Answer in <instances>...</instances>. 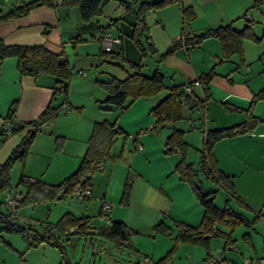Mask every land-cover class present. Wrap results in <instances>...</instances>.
<instances>
[{"label":"crops","instance_id":"crops-1","mask_svg":"<svg viewBox=\"0 0 264 264\" xmlns=\"http://www.w3.org/2000/svg\"><path fill=\"white\" fill-rule=\"evenodd\" d=\"M252 1L181 0L180 2L153 9L151 22L146 21L150 40L156 48L157 54L164 52L183 32H199L207 27H214L220 23L227 22H231L234 29L241 30L250 22L251 30L258 40L243 39V55L233 54L230 58L222 60L220 63L219 61L222 57L219 43L213 37L203 40L196 46H183L176 49L159 63L156 62L158 59L157 54L140 59V53L131 40L135 16L125 8L122 9L118 2L110 4V0L104 1L101 12L98 15L86 21L80 17L77 5L66 6L59 3L54 7L47 5L36 7L25 16L0 22V38L7 45H45L52 51H63L68 63L70 54L66 53L67 51L64 49L71 44L75 54V62L83 60V63L96 64L98 59L101 60L102 57L100 54L102 51V49L100 50V38L103 34L109 32L114 36L120 37V42L113 44L112 52L120 54L126 60L139 61L141 63H144L145 59L151 58L154 62L153 70L158 65L159 69L166 75V79L169 80L168 85L195 80L199 74L214 67L215 74L209 83L210 97L206 101L204 108L201 109V111L204 110L203 117H205L204 126L201 129L223 128L245 120L246 114L244 110L248 107L254 93L264 85V56L262 55L264 52V29L257 32V29H255L256 25L252 24L253 19L260 18L259 13L261 17H263L264 13L258 9L251 8ZM184 5L191 6L195 11V18L185 23H183L181 15V7ZM112 14H117L118 17L114 19ZM108 24H111L110 27H107L105 31H101V27H105ZM78 36L83 39L76 41L75 38ZM88 40L91 41L87 42ZM84 41L93 43L90 44L91 47L88 51L80 48L85 45ZM108 62L112 63L111 61ZM114 65L124 69L126 64L118 65L114 63ZM124 72L126 74V71ZM95 87V84L85 85V91L89 92V94L85 93L84 100H87V94L91 100L99 97L105 98L106 91L102 93L100 92L101 90ZM92 89H96L97 93L92 92ZM194 90L197 94L202 95V90L198 83ZM54 91L55 79L53 76L49 74H40L36 77L22 75L17 70L16 58L13 56L6 57L0 66V129L4 127L5 121H9L11 126L16 128L22 123L34 120L49 103H59L61 101L59 97L51 101ZM167 93L168 91L166 90L153 97L137 98L139 101L135 102V100L130 103L123 114V116H127L125 122L129 125L121 123L116 126L123 132V141L133 134L132 141L135 150L143 152V155L145 154L144 156L147 157H150L151 154H157L161 159V163H163L157 167L161 169L159 174H162V177L158 180L152 179V181L139 172L140 166L143 165L145 167L147 163L137 153L131 156L130 161L132 167L135 168L134 174L136 176L132 177L130 175L132 187L128 203L126 205L121 203V195L120 197L110 195L107 186L101 197L97 196L96 199L99 201L98 216L102 217L103 214H111L112 219L110 222L97 226L91 224V227L97 230V228L110 226L112 221H122L128 231V241L118 243L99 234L87 235L89 236L87 240L88 244L91 245L90 249L92 252V256L86 258L89 264H141L145 256L157 261L175 243L174 237L177 233V227L174 222L180 221L189 225H197L201 220L203 207L190 185L180 178L175 168L178 157H180L179 153L176 150L165 151V139L169 132L166 130L163 134L157 130L156 132H148L143 135H138L137 132L144 126H150L151 128L154 119L149 110ZM71 105L74 104L67 98L66 105L61 107V109L65 108L66 115L57 116L56 122L54 125L52 124L51 131L49 129L46 132H37L24 162L16 161L13 164L10 170V177L15 167H19L17 165H21V175L25 178L39 179L48 184H57L66 177L65 162L68 154L66 146L63 145L61 149L62 152L63 150L67 151L66 153L64 152L65 158H61L59 167L56 166L50 173L45 172L41 168L39 159H36V162L37 166L40 165V168L32 169V163L35 162L32 161V153L34 149H38L40 151L47 150L48 153L52 154L55 145L52 135V132H54L53 126H55L54 130L59 132L56 129L65 120L71 123V129L69 130L71 131V136L75 135V138L82 142L80 150H72L76 152L77 158L82 156L81 154L86 148L84 143H86L90 134L91 125L96 120L93 121V118L82 119L80 114L69 110L68 106ZM191 106L193 107V105ZM234 107L239 110L231 109ZM8 113H11V119H7ZM196 114L194 112L185 113L183 121L190 123L193 131L197 128L202 137L200 129L202 124ZM253 114L259 121L250 132L223 138L214 144L212 151L218 168L231 176L235 192L233 197L237 205L246 211L254 212V217L258 216L255 221L259 220L260 224L255 233L260 237L261 251H257L250 233L246 231L241 234L242 239L252 245L254 252L246 249L248 247L235 250L236 246L231 243L229 245L232 246L228 247L230 250L227 254L228 258L224 253L228 245L226 246L225 242L223 245L222 238L217 239L214 237L219 236H214L210 238L207 244L188 241L177 242L171 259L162 264H210L207 261V257L213 254H221L222 257L234 264H251L257 260L264 263V99H260L255 103ZM73 118L74 122L72 123ZM176 126L174 123L168 128L174 129ZM179 128L183 130L185 127L180 126ZM24 132L25 128H22L19 131L8 133L4 138L0 136V162L4 161L10 151L19 143ZM136 144H140L142 148L137 149ZM54 156L57 162L59 157H62V154L55 151ZM112 156L113 158L116 157ZM41 161L43 163V160ZM192 164L198 168V163L192 162ZM47 165L51 166L50 163H47ZM42 177L46 179L44 180ZM107 184L108 181H106ZM11 185L13 189L9 190V193L16 195L17 198H20L26 191V183H16L14 185L11 182ZM3 191L7 193V190ZM91 192L90 198L84 200L89 205L92 204L91 201L94 196L92 187ZM58 195L52 199L34 204H21L19 206L20 211L21 208L25 207L28 210L17 212L18 219L21 218L22 223H19L17 218L15 220L16 223L21 227L31 228L27 222L31 221L32 213L36 207L37 210L40 209L43 214H46L47 220L45 221L50 224L55 223L65 212H71L76 216H88L91 221L92 217L88 215L86 208L82 210L79 206L71 207L70 204H63L65 193L61 197H58ZM108 201L113 204L112 207L107 204ZM103 204L109 207V211L108 213L103 211L100 214V208ZM56 205H58L57 207L60 210L56 221L51 223L48 218H50L52 213L51 208H55ZM0 209L5 212L4 202L3 205L0 204ZM159 222L171 228L170 235L153 229V225ZM39 226L37 230L42 231L43 226ZM1 229L2 224L0 223ZM30 230L33 231V228ZM152 230L153 234L150 233ZM222 230L229 232L226 227ZM141 236H144L142 240ZM22 238L24 237L22 236ZM1 239L0 241L4 248L0 249V264H10L12 255L18 252L23 254L22 261L24 262L22 264H63L60 251L53 245L41 243L33 247L28 245V241L27 244L19 242L18 245H14L12 241ZM61 240L63 241L69 264H82V260L85 257H83L84 255L78 257L76 253L77 245L73 243V238L71 236L62 237ZM101 241L104 243L103 249L97 246ZM106 242L110 244L106 245ZM68 246L73 249L71 255L68 253ZM82 248V252L85 254V246ZM126 250L134 252L135 256L124 254L123 252ZM34 252L41 253V258L38 260L30 259L29 253L31 255Z\"/></svg>","mask_w":264,"mask_h":264},{"label":"trees","instance_id":"trees-1","mask_svg":"<svg viewBox=\"0 0 264 264\" xmlns=\"http://www.w3.org/2000/svg\"><path fill=\"white\" fill-rule=\"evenodd\" d=\"M57 1L58 0L11 1L6 9L0 8V22L25 16L29 14L32 9L42 5L54 7L58 4ZM59 1L60 4L66 6L77 5L80 17L82 20L86 21L101 12L102 4L106 0ZM116 1L135 16V23L132 25L131 40L140 53V59L157 54L156 48L151 42L148 33V25L145 20L146 14L150 10L180 2L181 0L141 1L136 6L125 0ZM254 4H257L256 0H254ZM181 15L183 23L189 22L195 18V11L191 6L184 5L181 7ZM110 25L111 24L101 27V31H105ZM117 37L120 42V37ZM211 37L217 39L219 43L221 60H226L233 54H238L239 56L243 55V39L258 40L251 30L250 22L241 30L234 29L231 22L220 23L217 26L207 27L199 32H183L164 52L157 54L158 59L156 62L159 63L163 61L166 56L173 53L176 49L183 46H196L203 40ZM75 39L76 41H80L83 38L78 36ZM100 54L105 60L111 61L112 63L114 62L118 65L126 64L125 67L123 66L126 70L124 77L111 76L107 80H97L98 84L106 91L105 98L100 101L102 108H106V105H117L124 110L126 108L124 104L128 98L133 101L139 97H153L166 90L168 91V93L162 96L149 110L154 119V123L151 127L153 129L164 127L169 123L182 119L184 117V108H190L192 107L191 105L195 107L199 104L201 108H204L206 101L210 97L209 83L215 74L214 67L199 74L195 80L168 85L165 82L166 75L159 69L158 65L155 66L151 75H146L142 72L145 63L126 60L120 54H116L112 51H101ZM10 56L16 58L17 70L22 75L36 77L40 74H49L53 76L55 79V91L53 92L51 101L56 100L59 96H62V98L59 103H49L34 120L22 123L16 128L11 126L8 133L19 131L22 128H25V132L22 134L19 143L10 151L6 159L0 162V191L13 189L10 177V170L13 164L16 161L24 162L37 132L40 131L44 124L53 123L62 105H66L68 85L72 75V69L64 57L63 51L55 52L45 45H7L4 44L0 38V66L3 60ZM195 81L200 86L202 95L197 94L195 90L192 91L191 94H187L184 91V86L186 84H191ZM260 99H264V85L254 93L248 107L244 110L246 114L244 121L223 128L204 130L200 127L202 132V144L199 147L200 159L198 168L186 161L188 144L184 140V131L174 128L171 133L167 135L165 139V151L170 152L176 150L179 153L180 157L176 162L175 168L180 178L186 181L195 193L199 203L203 207V214L197 225H189L180 221L174 222V225L177 227V233L174 237L175 243L163 257L155 261L156 264H162L171 259L177 242L188 241L191 243L207 244L210 238L219 236L225 239V245L227 246L233 243L230 232L236 227L240 225H253L258 216H255L252 220H248L242 213L237 212L227 204L222 208L215 205L214 197L218 186L227 190L228 194L231 196H235V192L231 182V176L218 168L212 149L217 141L238 134L248 133L255 127L259 120L253 114V108L255 103ZM231 109L239 110L236 107ZM11 117V113H8L7 119H11ZM8 133L5 132L4 127L0 129V136L2 138ZM122 133V130L116 127L115 122L107 120L93 122L86 141V148L81 156L78 168L57 184H48L35 178H31L33 180L28 181V178L21 175L17 184L26 183V191L20 198L14 195L18 207L21 204H34L52 199L61 191H64V193H73L77 185H84L90 182L91 177H86L85 172L87 170H92L93 165L109 157H113L110 154L112 145L116 137ZM200 172L206 179L215 182L217 187L206 190L198 178ZM131 187L132 181L128 172L123 182L120 197L123 205L128 203ZM102 212L103 208L101 207L100 214ZM7 215L8 211L6 207L5 212L0 209V223L2 224V229L0 231L21 233L28 241L29 246L35 247L41 243L55 246L61 253L63 264H69V262L66 258L64 244L61 240L62 237H68L71 234L86 236L95 233L118 243L128 241V231L122 221H112L110 226L97 228V230H95L96 228L91 227L90 217L76 216L71 212H65L55 223L43 226L42 231L37 229H33L32 231L30 230L31 228L19 226L16 221L12 224L8 223ZM220 225L228 228L229 232L222 230L219 227ZM70 228L74 229L73 232H70ZM153 229L160 230L167 235L171 234V228L162 222L155 223ZM26 232L32 233L29 237L30 239L25 235Z\"/></svg>","mask_w":264,"mask_h":264},{"label":"rangeland","instance_id":"rangeland-1","mask_svg":"<svg viewBox=\"0 0 264 264\" xmlns=\"http://www.w3.org/2000/svg\"><path fill=\"white\" fill-rule=\"evenodd\" d=\"M129 3H131L132 5H138L141 1L144 0H125ZM257 4H254V0L252 1L253 4L251 5V8H255L258 9L259 11H262L264 13V0H256ZM11 2V0H0V8L2 9H6L5 7L9 5V3ZM114 2H117L116 0H110V4H114ZM116 4V3H115ZM259 7V8H256ZM108 8V7H107ZM122 9H124V6H122ZM261 12V13H262ZM152 10H150L147 14H146V21H149V23L152 20ZM243 16V15H242ZM260 18H255L252 21V24H255V29H257L256 31L259 32L261 30L264 29V14L263 17H261V14L259 13ZM118 16L117 14H112V18L116 19ZM243 19V17H242ZM260 24V26H259ZM91 40H88L87 42H90ZM252 42V41H251ZM85 45L83 47H80L81 49H84V51H88V49L91 47L90 44L93 43H86L85 41L83 42ZM100 46V45H99ZM71 44L70 46L68 45L64 50H66V53L70 54L69 57V65L72 69V75L70 77L69 80V85H68V94H67V98L69 101H71L72 104L76 105H71L68 106L69 110H72L73 112H76L78 114L81 115L82 119H90L93 118V121H102V120H107V121H111V122H115L116 126H118L119 124L123 123V125H129L125 122V119L127 118L126 115L123 116V114L125 113L126 108L130 105V103L134 102H138V99H135L133 101L130 100V98H128L125 101V109L122 110L119 106L117 105H106V108H102L101 107V103L100 101L103 99V97H99L96 98L95 100H91L88 97L89 92H86V88L85 85L86 84H95V88L101 90L100 92L105 93V90L98 84L97 80H105V79H109L111 75H116L118 77H122L125 75L126 70L118 68L114 65V63H110L107 60H104V58L101 57V60L98 59V62H96V64H89L88 62L83 63V60L75 62V54L71 48ZM101 50V47H100ZM97 51V50H96ZM87 53V52H86ZM262 55L264 56V52L262 53ZM106 58V57H105ZM262 59V58H261ZM79 60V59H78ZM222 60L219 61V63ZM144 67L142 72L146 75H151L153 72V65L154 62L152 61V59H145L144 60ZM124 70V71H123ZM82 72L84 74L79 73ZM87 82V83H85ZM165 82L168 84L169 80L166 79ZM99 86V87H98ZM93 90V89H92ZM92 92H94L95 94L97 93V90L94 89ZM85 93L87 94V100H84V96ZM62 96H59V99L61 100ZM140 100H144V99H140ZM76 103V104H75ZM83 103V104H81ZM67 108V107H66ZM64 109V110H63ZM59 111L58 115L60 116H64L66 115V110L65 108H63ZM201 106L198 104L197 106H193L190 108H184V114L185 113H197L196 117L199 119V121L201 122L202 126H204V121H205V117H203V113L204 110L201 111ZM57 115V116H58ZM56 121H54L53 123L50 124H44L41 129L40 132H46V131H50L52 130V124L54 125ZM63 122V123H62ZM59 124V128H57L56 130L59 132H56L54 130L55 126H53V131L52 135L54 137V142L55 145L53 147L52 150V154L48 153L47 150L44 151H40L38 149H34L33 153H32V161H35L32 163L33 168L32 169H39L40 165L37 166V162L36 159H39V161L41 162V168L44 169L45 172H52L53 169H55V167H59L60 162L59 160L61 158H65L64 156H66L64 154V152L66 153V150H63V152L61 151L63 145L66 146L65 148L68 150V154H67V160L65 162V169L67 171V175H69L70 173H72L73 171H75L80 163L81 160V156H78L77 158V154L74 150L79 149L80 147H82V142L78 139L75 138L74 136H71V131H69L71 129V123L68 121H62ZM74 122V118L72 120V123ZM177 125L178 127L183 126L185 127L184 129V140L187 142L188 144V150H187V158L186 161L187 162H194V163H199V159H200V151H199V147L202 144V137L200 136L201 134L198 132L197 128L193 131L191 129V125L190 123H187L185 120L183 121L182 119H179L175 122L169 123L167 125H165L164 127H160L157 130L162 132L163 134L165 133V131L167 130L169 132V134L171 133V131L173 130V128H168L170 126H172V124ZM73 126V124H72ZM92 126V125H91ZM176 126V128H178ZM74 127V126H73ZM165 129V130H164ZM180 129V128H179ZM157 130L150 128V126H144L143 128H141V130L139 129L138 135H143L145 133L148 132H156ZM168 134V135H169ZM132 137L133 134L129 137L128 139L123 141V136L118 135L112 145L111 148V155L116 156L115 158L113 157H109L106 160H104V170H98V169H93L92 170V176L90 178V182H91V187L94 190V196L93 199L91 201V205L87 204L86 201L84 200H79L75 197L74 194L72 193H65V195L63 196V204H70L71 207H81L82 210H84L86 208V211L88 213V215H91L92 219L90 221V224L97 226L100 224H105L106 222H110L111 218V214H103L102 217L98 216L97 211H98V205H99V201L96 199L97 196L101 197V194L104 193L106 186H107V190L108 193L111 195H115V196H119L122 193V186H123V182L124 179L127 175V173L129 172L130 175L136 176L135 173V168L132 167V165L130 164L131 161V156L135 155L137 153H139L140 158L143 161H146L147 165L145 167L140 166L139 168V172L143 173V175L147 178H150L151 180H158L160 177H162V174H159L161 172L160 168H157L158 166H161L163 163H161V159L157 156V154H151L150 157L144 156L143 152H139L138 150H135L133 148V141H132ZM188 139H192V141L190 142V140ZM195 141V142H194ZM84 145H86V143H84ZM44 146V145H42ZM46 147V146H45ZM74 149V150H72ZM58 152L62 154V157H59V159L55 160V156L54 153ZM83 151V150H81ZM85 151V150H84ZM50 152V151H49ZM84 152H82L81 155H83ZM42 154V155H40ZM121 154V155H120ZM120 155V156H119ZM42 156V157H41ZM179 158V157H178ZM43 160V163L42 161ZM47 163H50L51 166L47 165ZM22 164V163H21ZM19 167H15V169L11 172L12 176H11V182L12 184H16L19 180V177L21 175V165H17ZM47 166H49V168H47ZM39 167V168H38ZM197 167V166H196ZM160 169V170H159ZM131 171V172H130ZM154 177V178H152ZM44 180L46 179L45 177H42ZM198 178L202 184V186L207 190V189H214L217 187V184L215 182H213L210 179H206L202 173L198 174ZM106 181H108V184L106 185ZM153 181V180H152ZM7 193L9 194V190H7ZM6 193V191L0 192V204L3 205V202H5L6 197L8 196V194ZM60 194V193H59ZM215 197H214V203L216 206L222 208L224 207L226 204L228 206H232L234 209H236L237 211H242L243 215H245V217L248 220H252L254 218V212L251 211H246L244 209H242L241 206L237 205V203L235 202V199L233 196L229 195L227 190H225L223 187H217L216 193H215ZM14 195V194H12ZM87 200V199H85ZM82 201V202H79ZM109 206H113V204L108 201L107 203ZM59 205V204H58ZM56 205V207H52L51 209V216L50 218H48L50 220L51 223H53L54 221H56V217L58 216V211L60 210V208H58ZM5 206V204H4ZM25 207V206H22ZM110 207V209H112ZM24 210H28L27 207L25 208H21V211L24 212ZM20 211V207H18V212ZM20 211V212H21ZM17 215V214H16ZM18 219V215L16 217ZM46 218V214H43L41 212V210H37L34 209V212L32 213V218L31 221L27 222L28 226H30L33 229H38L40 226H47L50 223H47L48 221ZM259 220L254 222V225H250V226H244V225H240L238 227H236L232 233H231V237L234 240L233 244L236 246L235 250H237L238 248H246L248 250H250L251 252H254L253 247L251 244H249L248 242L244 241L242 239L241 234L248 231L250 233V236L252 238V242L255 243V247L257 249V251H261V240L259 235H256V230H258L259 228V224L260 222H258ZM19 223H22V219L19 218L18 219ZM221 229H225L224 226L220 225ZM151 234H153V230L150 232ZM71 236V238H73V243L75 245H77V249H76V253L78 254V257L84 255L83 257H85V259L82 260V264H89V261H86V258H89L92 256V252L90 249V246L88 244V238L89 236H84V235H78V234H71L69 235ZM0 237L4 238L5 240H9L12 241L14 243V245H18L19 242H24L27 244V240L26 238H22V234H20L19 232H7V231H0ZM144 238V236H141V240ZM214 238H222V237H214ZM1 240V239H0ZM222 242L224 245L225 239L222 238ZM110 244L106 242V245ZM83 246H85V254L82 252L83 251ZM101 249H103L104 247V243H101L99 245ZM96 246V247H97ZM232 245H228L225 250V256H227V254L230 252V250L228 249V247H230ZM3 244L0 241V249H3ZM68 253L71 255L72 254V247L68 246ZM124 254H129L130 256H135V253L130 251V250H126L125 252H123ZM120 254V253H119ZM22 252L21 253H14L11 257V261L10 264H22L24 261H22ZM30 257V259L33 260H38L41 258V253H37L34 252L30 255H28ZM143 257V256H142ZM229 258V257H228ZM240 258V257H239ZM234 264V263H233Z\"/></svg>","mask_w":264,"mask_h":264},{"label":"built area","instance_id":"built-area-1","mask_svg":"<svg viewBox=\"0 0 264 264\" xmlns=\"http://www.w3.org/2000/svg\"><path fill=\"white\" fill-rule=\"evenodd\" d=\"M14 2H23V1H27V0H11ZM57 3L59 4L60 1L58 0ZM119 42V38L117 36L112 35L111 33H105L101 36L100 38V44H101V49L104 52H110L112 50V46L115 43ZM79 73L84 74L82 72L79 71ZM197 82H193L191 84H186L184 86V91L187 94H191L192 91H194L195 87H196ZM152 127V125H151ZM4 128H5V132L8 133L10 128H11V124L9 121H5L4 123ZM157 130V129H155ZM137 149H141V145L140 144H136ZM93 169H98V170H103L104 169V162L101 161L99 163H97L96 165H93L92 170ZM92 170H87L85 172V176L86 177H91L92 176ZM28 181H31L33 179L28 178ZM91 184L90 182H87L84 185H77L73 191L72 194L75 195L76 198L80 199V200H85L90 198L91 196ZM5 207L7 208L8 211V215H7V221L8 223H15L16 220V214L18 212V204H17V200L16 197L14 195H12L11 193L8 194V196L5 199ZM103 211L107 212L109 211V207L105 204H103L102 206ZM31 232H26L25 235L28 236V238L31 236ZM30 239V238H29ZM207 261L210 264H233L232 262H230L229 260L225 259L224 257H222L221 254H213L207 257ZM141 264H156L155 261H153L152 259H150L149 257H143ZM251 264H264L263 261H253Z\"/></svg>","mask_w":264,"mask_h":264},{"label":"water","instance_id":"water-1","mask_svg":"<svg viewBox=\"0 0 264 264\" xmlns=\"http://www.w3.org/2000/svg\"><path fill=\"white\" fill-rule=\"evenodd\" d=\"M196 183V182H195ZM64 191H61L60 194L58 195V197H61L63 195ZM73 228H70V232H73Z\"/></svg>","mask_w":264,"mask_h":264}]
</instances>
